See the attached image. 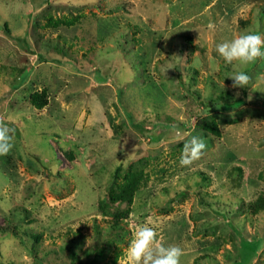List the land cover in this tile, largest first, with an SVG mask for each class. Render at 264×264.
<instances>
[{
    "label": "rangeland",
    "instance_id": "374dc122",
    "mask_svg": "<svg viewBox=\"0 0 264 264\" xmlns=\"http://www.w3.org/2000/svg\"><path fill=\"white\" fill-rule=\"evenodd\" d=\"M246 33L264 0H0V264H129L142 224L181 264H264V59L215 50Z\"/></svg>",
    "mask_w": 264,
    "mask_h": 264
},
{
    "label": "clouds",
    "instance_id": "9594fccd",
    "mask_svg": "<svg viewBox=\"0 0 264 264\" xmlns=\"http://www.w3.org/2000/svg\"><path fill=\"white\" fill-rule=\"evenodd\" d=\"M214 28V25H209ZM216 52L228 65L255 63L264 59V34L246 33L230 41L216 45ZM233 89H244L251 77L244 71L233 73L230 77ZM240 93L237 91L236 95ZM13 131L0 118V155H7L14 147ZM206 144L200 136L192 135L186 139L180 157L181 167H191L204 154ZM184 250L179 245L165 246L158 237L157 230L148 224L137 227L128 246L129 264H181Z\"/></svg>",
    "mask_w": 264,
    "mask_h": 264
},
{
    "label": "trees",
    "instance_id": "16d2710c",
    "mask_svg": "<svg viewBox=\"0 0 264 264\" xmlns=\"http://www.w3.org/2000/svg\"><path fill=\"white\" fill-rule=\"evenodd\" d=\"M5 31L8 32L7 29H5ZM241 101L242 100H236L234 102H226L224 106H236L239 105ZM136 187H137V181L134 178V173H132L130 175V179L126 180L123 184H121L120 188L113 189L111 191L109 197L110 203L111 204H115L117 202L119 203L126 202L127 204L130 203ZM105 213L108 214L109 217H111V220L110 221L108 220L110 224L109 227L112 231L115 230V233L112 232L111 235L113 239H116V232H117L116 230L121 227L120 226L121 220L127 216L126 214L128 213V209L124 210L120 207H116L115 209H113V211L112 210L110 212L106 211Z\"/></svg>",
    "mask_w": 264,
    "mask_h": 264
}]
</instances>
